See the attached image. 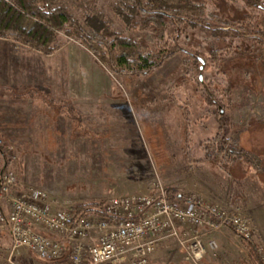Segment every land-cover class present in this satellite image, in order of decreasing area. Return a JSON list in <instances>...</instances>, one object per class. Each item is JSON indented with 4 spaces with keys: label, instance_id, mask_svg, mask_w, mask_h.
Wrapping results in <instances>:
<instances>
[{
    "label": "rangeland",
    "instance_id": "1",
    "mask_svg": "<svg viewBox=\"0 0 264 264\" xmlns=\"http://www.w3.org/2000/svg\"><path fill=\"white\" fill-rule=\"evenodd\" d=\"M96 1L116 31L138 40L144 37L145 29L123 24L108 7L109 0ZM243 5L242 0H213L206 9L227 20H242L258 12ZM179 37L183 50L160 68L146 75L124 76L109 73L85 48L60 34V48L53 57L60 69L56 95L72 102L81 124L70 137L73 122L61 123L60 117L49 121L48 112L43 115L48 121L38 125L42 140L36 142L42 145L10 144L2 135L3 120L18 103L10 89L0 87V167L10 165L3 151L10 144L16 154L11 166L18 183L43 188L56 207L82 202L99 205L118 194L168 188L183 197L238 208L252 226L251 241L264 261V185L260 183L264 179L259 181L253 171L241 178L229 176L217 163L206 160L202 151L205 140L218 132L239 145L247 130L253 139H264L260 43L252 36L219 41L188 25ZM216 48L221 57L218 68L211 63ZM198 58L204 61L202 70ZM218 106L223 109L221 117L216 113ZM26 132L13 131L17 138ZM28 133L33 144L35 132ZM236 240L244 244L240 237ZM235 247L239 252L235 259L244 260L239 264H252L247 249ZM0 264L64 261L44 260L24 248L11 252L8 231L0 228Z\"/></svg>",
    "mask_w": 264,
    "mask_h": 264
},
{
    "label": "trees",
    "instance_id": "2",
    "mask_svg": "<svg viewBox=\"0 0 264 264\" xmlns=\"http://www.w3.org/2000/svg\"><path fill=\"white\" fill-rule=\"evenodd\" d=\"M211 1L109 0L108 7L124 25H138L140 29L146 30L144 37L138 40L116 31L110 18L97 7L96 0H0V38L10 39L44 55H51L60 48L58 37L62 34L85 48L109 73L124 76L146 75L182 51L179 34L187 25L198 27L204 34L219 41L223 38L252 36L256 42H264L263 0H245L242 7L258 2L261 9L242 20H227L208 12L205 4ZM222 48L224 47L220 49ZM218 50L216 48L212 51L211 60L217 68L221 66V57L216 52ZM37 91L39 94L29 96L41 99L56 114L70 119L73 122L74 136V129L80 126L82 117L72 102L69 99L51 97L44 89ZM20 96L24 94H14V97ZM202 151L206 160L217 163L227 171L245 162L262 174L263 164L258 155L235 144L222 132L205 140ZM166 195L168 198H183L175 190L168 188ZM95 206L96 202L76 204L75 215L81 216ZM246 249L252 264H264L253 241H247Z\"/></svg>",
    "mask_w": 264,
    "mask_h": 264
},
{
    "label": "built area",
    "instance_id": "3",
    "mask_svg": "<svg viewBox=\"0 0 264 264\" xmlns=\"http://www.w3.org/2000/svg\"><path fill=\"white\" fill-rule=\"evenodd\" d=\"M258 55L264 67V42ZM3 151L10 165L0 169V228L8 231L11 252L24 248L44 260L63 258L64 264H149L160 241L171 238L186 262L206 264L204 228L229 226L245 241L254 235L238 208L194 196L168 198L165 188L114 195L77 217L72 205L54 206L43 188L21 186L11 166L16 158L12 145ZM207 244L216 249L214 240Z\"/></svg>",
    "mask_w": 264,
    "mask_h": 264
},
{
    "label": "crops",
    "instance_id": "4",
    "mask_svg": "<svg viewBox=\"0 0 264 264\" xmlns=\"http://www.w3.org/2000/svg\"><path fill=\"white\" fill-rule=\"evenodd\" d=\"M58 51L59 49L56 52ZM54 53L51 55H44L10 39L0 38V87L10 89L12 91L10 92L12 100L15 102L17 101L15 105L18 103L19 106L23 107L19 108L17 105V109L10 108L9 112L6 113L3 120L4 128L2 131V135L6 139L4 141L18 146L42 145L41 142H36L42 140L41 137L37 135V131L40 130L38 125L48 121L43 118V115L48 112L51 114L49 121L54 122L53 119L57 117L63 119L61 123H64V121L67 123L71 121L68 118L56 114V112L43 103L41 99H34L29 96V94H39L37 90L44 89L51 97L61 99L67 98L65 95H56L60 69L58 62L53 59ZM14 94H24V96L14 97ZM68 129L69 128H67V130ZM15 130L27 132L23 133V136L17 138L13 133ZM32 130L35 132V142L33 144L29 142L32 140V136L28 133ZM69 131L71 137L72 126ZM247 132L242 139H239L240 145L245 150L258 155L261 159V164H263L262 174H259L250 164L245 162L240 163V166H233L230 168V171L223 170H225L227 175L233 177L237 176V178H241L249 171H253L255 177L260 181L261 178H264V139L259 142L257 139H253L251 130H247ZM261 134L263 135V133ZM244 168L245 170L243 171ZM260 183L264 185L263 180H261ZM3 205L6 208L8 207L6 203H3ZM180 230L184 233H188L185 226H181ZM202 231L204 232L202 239L206 249L204 256L206 264H219L218 262H224V264L238 262L239 264L241 260L244 261L243 259H235L236 256H238V251L235 246L240 245L242 248H246L245 242L247 241L242 239L244 241L243 245L238 242L236 240L237 236L232 233L229 226H222L218 231H210V229L206 227ZM44 234L49 236L52 235L49 231H44ZM209 240H214L216 242V253L214 254L213 252H215V250L208 248L207 242ZM182 252L183 250L176 244L175 240L171 238L164 239L160 241L157 248L149 255V264H189L185 261L184 253ZM212 256H214V258H212ZM246 256L248 257V254Z\"/></svg>",
    "mask_w": 264,
    "mask_h": 264
},
{
    "label": "flooded vegetation",
    "instance_id": "5",
    "mask_svg": "<svg viewBox=\"0 0 264 264\" xmlns=\"http://www.w3.org/2000/svg\"><path fill=\"white\" fill-rule=\"evenodd\" d=\"M213 1V0H212ZM211 1V2H212ZM243 1V4H244V1L245 0H242ZM211 2H207L206 4H205V8H207V5L208 4H210ZM248 8H255V9H257L258 11L261 9V5H260V3H258V2H253V4L252 5H250V6H247ZM207 10V9H206ZM208 11V10H207ZM208 12H212V13H214L215 15H218V14H216L214 11H208ZM219 16V15H218ZM248 16V15H247ZM223 29H228L229 27H222ZM193 57L197 60V56H195V55H193Z\"/></svg>",
    "mask_w": 264,
    "mask_h": 264
},
{
    "label": "water",
    "instance_id": "6",
    "mask_svg": "<svg viewBox=\"0 0 264 264\" xmlns=\"http://www.w3.org/2000/svg\"><path fill=\"white\" fill-rule=\"evenodd\" d=\"M198 61L200 62L199 70H202L203 65H204V61L201 58H198ZM222 114H223V109L220 106H218V115H219V117H221Z\"/></svg>",
    "mask_w": 264,
    "mask_h": 264
}]
</instances>
